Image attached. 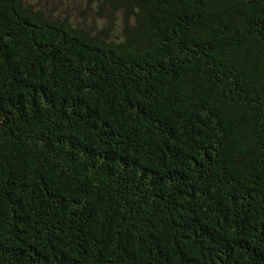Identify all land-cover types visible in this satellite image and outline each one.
I'll list each match as a JSON object with an SVG mask.
<instances>
[{
    "label": "trees",
    "instance_id": "trees-1",
    "mask_svg": "<svg viewBox=\"0 0 264 264\" xmlns=\"http://www.w3.org/2000/svg\"><path fill=\"white\" fill-rule=\"evenodd\" d=\"M0 0V264H264V0Z\"/></svg>",
    "mask_w": 264,
    "mask_h": 264
},
{
    "label": "rangeland",
    "instance_id": "rangeland-1",
    "mask_svg": "<svg viewBox=\"0 0 264 264\" xmlns=\"http://www.w3.org/2000/svg\"><path fill=\"white\" fill-rule=\"evenodd\" d=\"M33 6L40 8L45 14L68 15L73 20L84 19L86 29L92 26L96 14L92 10L93 4L86 0H28Z\"/></svg>",
    "mask_w": 264,
    "mask_h": 264
}]
</instances>
